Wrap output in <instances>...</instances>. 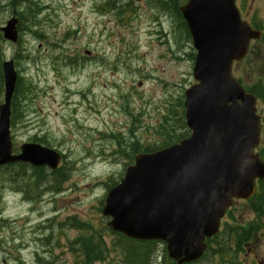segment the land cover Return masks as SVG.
I'll return each instance as SVG.
<instances>
[{"label": "rangeland", "instance_id": "rangeland-1", "mask_svg": "<svg viewBox=\"0 0 264 264\" xmlns=\"http://www.w3.org/2000/svg\"><path fill=\"white\" fill-rule=\"evenodd\" d=\"M156 1L0 0V27L13 14L20 18L16 44L0 34V103L3 61L13 60L22 83L11 107L13 149L35 143L60 153L57 174L65 178L57 190L46 182L34 187L23 184L30 166L24 174L0 168V264H77L72 243L85 233L77 227H106L101 209L107 188L121 179L133 155L188 136L182 102L193 84L194 50L174 10ZM239 3L249 10L246 18L263 26L264 0ZM233 75L246 88H264L262 42L253 43ZM257 105L263 116L264 105ZM16 172L24 181L9 180ZM43 172L47 178L49 170ZM253 218L250 204L239 201L194 264H226L229 230ZM259 223L264 251V215ZM102 234L110 253L95 264H112L116 237ZM165 255V246L154 244L148 264H170Z\"/></svg>", "mask_w": 264, "mask_h": 264}, {"label": "water", "instance_id": "water-1", "mask_svg": "<svg viewBox=\"0 0 264 264\" xmlns=\"http://www.w3.org/2000/svg\"><path fill=\"white\" fill-rule=\"evenodd\" d=\"M196 51L184 92L188 138L151 154H137L124 177L106 195L101 211L108 227L135 240H160L175 264L198 260L204 240L218 233L233 199H248L255 180H264L256 99L232 76L260 32L241 21L234 0H189L180 8ZM17 19L0 28L15 43ZM0 105V166L28 163L56 169L60 156L37 144L12 154L10 101L16 85L13 62L3 63Z\"/></svg>", "mask_w": 264, "mask_h": 264}, {"label": "trees", "instance_id": "trees-1", "mask_svg": "<svg viewBox=\"0 0 264 264\" xmlns=\"http://www.w3.org/2000/svg\"><path fill=\"white\" fill-rule=\"evenodd\" d=\"M28 0H11V4L15 3H24ZM264 43V36L258 41ZM21 79H18L15 95L20 91L21 87ZM25 92H29L28 86L24 87ZM248 92L253 94L258 102L264 105V88L261 85H255L253 87L246 88ZM15 102L12 101L11 107L14 108ZM15 110L11 114L12 121L15 119L14 116ZM262 133L264 134V115L262 118ZM260 155L264 161V147L259 148ZM137 152V151H135ZM147 152V151H146ZM19 168L24 174V169L27 167L24 164L15 163L0 167L2 169L7 168ZM30 175L28 176V183L22 180V176L20 173H17L11 177L9 180L14 182L15 179L24 181L23 184L31 185L34 187L39 186L41 182L48 183V186L53 187L54 189H58L59 184H61L65 178L62 173L60 174H47V178L43 172V168H33L30 167ZM251 209L258 216H261L264 213V181H260L259 191L254 199L251 200ZM79 230H84L85 233L82 237L76 239L73 243V249H77V256L79 262L77 264H95V263H103L109 257V248L107 247L104 239V235L102 234L104 231H108L110 235H114L116 237L115 243L112 245V253L116 255L115 262L112 264H148L151 258V254L153 252L154 244L158 243L155 241H135L132 239H128L119 233H113L108 230L106 227L104 229L92 228L87 223H81L78 227ZM237 232V231H236ZM234 233V232H232ZM244 232H240L237 234V243L241 242L244 236ZM218 238V237H217ZM215 238V239H217ZM212 240L209 241L211 243ZM208 243V247L206 253L210 250V244ZM215 253V250L213 251ZM166 257V255H165ZM170 264H174L171 261L167 260Z\"/></svg>", "mask_w": 264, "mask_h": 264}, {"label": "flooded vegetation", "instance_id": "flooded-vegetation-1", "mask_svg": "<svg viewBox=\"0 0 264 264\" xmlns=\"http://www.w3.org/2000/svg\"><path fill=\"white\" fill-rule=\"evenodd\" d=\"M187 0H163V6L169 8L170 10H177L178 7L183 5ZM237 1V0H236ZM113 9V8H112ZM111 9V10H112ZM238 9L242 19H246L245 16L249 13L248 8H245L240 3L238 4ZM177 20V18H176ZM178 21V20H177ZM251 24V19L248 20ZM179 22V21H178ZM257 223L255 221L246 223L243 222L239 225L240 228L244 229L245 236L241 242L231 243V254L235 260V264H264V251L261 249V246L258 244L260 241L259 236L256 234L257 228H251V225Z\"/></svg>", "mask_w": 264, "mask_h": 264}]
</instances>
